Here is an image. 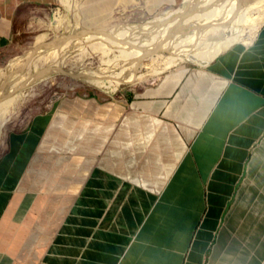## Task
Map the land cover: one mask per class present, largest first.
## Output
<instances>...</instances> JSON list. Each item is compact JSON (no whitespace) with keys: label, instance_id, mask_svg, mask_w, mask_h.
<instances>
[{"label":"crops","instance_id":"obj_1","mask_svg":"<svg viewBox=\"0 0 264 264\" xmlns=\"http://www.w3.org/2000/svg\"><path fill=\"white\" fill-rule=\"evenodd\" d=\"M59 2L0 0V59L21 11ZM255 35L12 132L0 264H264V25Z\"/></svg>","mask_w":264,"mask_h":264},{"label":"rangeland","instance_id":"obj_2","mask_svg":"<svg viewBox=\"0 0 264 264\" xmlns=\"http://www.w3.org/2000/svg\"><path fill=\"white\" fill-rule=\"evenodd\" d=\"M260 1L60 0L44 10L24 9L16 27L17 50L0 59V103L13 98L8 113L0 109V155L12 132L25 129L34 116L52 110L64 98L96 93L110 97L154 86L172 71L208 62H178L179 53L196 58L223 42H250L264 25L256 31L258 12L264 11ZM152 20L157 24L134 27ZM183 50L189 51L182 55ZM131 75L143 81L121 84L114 94L87 81L114 84Z\"/></svg>","mask_w":264,"mask_h":264},{"label":"bare ground","instance_id":"obj_3","mask_svg":"<svg viewBox=\"0 0 264 264\" xmlns=\"http://www.w3.org/2000/svg\"><path fill=\"white\" fill-rule=\"evenodd\" d=\"M193 1H195V0H189V2H193ZM197 1V0H196ZM200 1V0H199ZM264 0H261L260 2H263ZM259 2V3H260ZM193 3H195V2H193ZM192 3V4H193ZM196 4V3H195ZM250 4V3H249ZM235 5V4H234ZM251 5H253V4H251ZM191 6V5H190ZM189 6V8L191 9V7ZM263 6V8H264V4L262 5ZM261 6V7H262ZM188 8V9H189ZM249 8H251V7H249ZM259 7H256V10L258 9ZM186 9V8H185ZM185 9H184V11H185ZM179 10V9H178ZM251 10V9H250ZM189 11V10H188ZM255 11V10H254ZM175 12V11H174ZM189 12H191V11H189ZM193 12H194V10H193ZM262 12V13H261ZM177 13H179V11L177 12ZM247 13H248V11H247ZM174 14V13H173ZM188 14V13H187ZM199 14V13H198ZM178 15H180V14H178ZM193 15V14H192ZM204 15V14H203ZM197 16V15H196ZM257 16V15H256ZM172 17H174V15L172 16ZM171 17V18H172ZM194 17V16H193ZM246 17H248V19H250V16H246ZM258 21H257V24H256V26H255V29H256V31H257V27L260 25L261 26V24H263L264 23V11H259L258 12ZM170 18V19H171ZM163 19V18H162ZM169 20V19H168ZM190 20V19H189ZM192 21H193V19H192ZM169 22V21H168ZM209 22V21H208ZM152 24H157V22L156 21H149V22H146V23H144V24H142L141 26L140 25H137V26H134V27H136V28H139V29H142V28H145L146 26L148 27L149 25H152ZM251 23H249V25H250ZM136 25V24H135ZM194 26V25H193ZM203 26H205V25H203ZM215 26V25H214ZM263 26V25H262ZM121 27V26H120ZM119 27V28H120ZM118 28V27H117ZM116 28V29H117ZM122 28V27H121ZM194 28V27H193ZM212 28V27H211ZM215 28V27H214ZM133 29H135V28H133ZM151 29H154V28H151ZM216 29V28H215ZM219 29V28H218ZM137 30V29H136ZM150 30V29H149ZM192 30V29H191ZM197 30V29H196ZM120 31H122V30H120ZM189 31V30H188ZM215 31V30H214ZM190 32V31H189ZM244 31H242V33H243ZM247 32V31H246ZM251 32H252V30H251ZM236 33V32H235ZM248 33H250V32H248ZM254 33V32H253ZM126 34V33H125ZM255 34V33H254ZM254 34H253V36H254ZM243 35V34H242ZM118 36V35H117ZM128 36V35H127ZM192 36V35H191ZM241 36V35H240ZM256 36V35H255ZM232 37V36H231ZM201 38V37H200ZM248 38H249V36H248ZM233 39H234V37H233ZM250 39V38H249ZM206 40V39H205ZM251 40V39H250ZM176 42V41H175ZM234 42V40H231L230 42H223V43H220V44H218L215 48H214V50L213 51H211V52H209V53H207V54H204V55H202V56H200V57H203V59L202 58H200V57H196L195 58V56H193V54H188V55H186V57H181L180 55V53L179 54H177V55H175L176 56V60L178 61V62H186L185 60H189V61H192V62H196V63H199V62H203V61H210V60H212L213 58H215V56H217L220 52H222L223 50H225L226 48H228L229 46H231L232 44H234L233 43ZM249 42V41H248ZM175 44H177V42L176 43H174V45ZM176 46V45H175ZM175 46H174V48H175ZM178 46V45H177ZM41 47H45V45H42V46H40L39 48H41ZM178 47H180V46H178ZM39 48H37V49H34L33 51H31L32 52V54L34 53V51L36 52ZM152 48V47H151ZM181 49V48H180ZM140 51H142L141 49H140ZM167 51V50H166ZM176 51H177V49H176ZM187 51H189V50H183V52H181L182 53V55H184L183 53H185V52H187ZM178 52H179V50H178ZM195 52V51H194ZM188 53V52H187ZM145 54V53H144ZM143 54V55H144ZM171 54V53H170ZM173 55H174V53H173ZM139 57H141V56H138L137 58H139ZM143 57V56H142ZM141 57V58H142ZM190 58V59H189ZM19 60H21V59H18L17 61H19ZM15 62V61H14ZM14 64V63H13ZM49 69V68H48ZM59 71H60V69H58ZM164 70V69H163ZM148 71V70H147ZM58 72V71H57ZM36 73V72H35ZM34 73V74H35ZM52 73H53V71H52ZM62 73V72H61ZM81 74V73H80ZM33 75V74H32ZM136 75H131L130 77H128V78H126L127 80H125L124 82H122V81H120V82H115L114 84L112 83V84H108V83H106V82H101V81H98V80H94V79H91V78H88V82H89V84H91V85H93V86H95V87H97V88H99V89H101V90H103V91H105V92H108V93H113L114 94V92L116 93V91L118 90V88H119V85H121V84H124V83H126V84H138V83H141L142 81H143V79H142V77H140V76H138V77H135ZM46 77V76H45ZM50 77V76H49ZM81 77V76H80ZM76 78V77H75ZM77 79V78H76ZM37 80V79H36ZM35 81V80H34ZM83 81V80H82ZM86 81V80H85ZM20 87V86H19ZM11 101H13V98H8V99H5L4 101H2V103H0V109H3V113H8V111H9V107H10V102ZM3 123H4V121L3 122H0V127H2L3 126Z\"/></svg>","mask_w":264,"mask_h":264}]
</instances>
